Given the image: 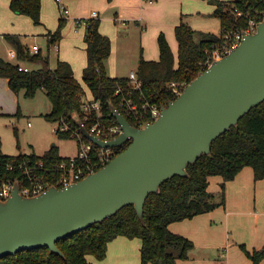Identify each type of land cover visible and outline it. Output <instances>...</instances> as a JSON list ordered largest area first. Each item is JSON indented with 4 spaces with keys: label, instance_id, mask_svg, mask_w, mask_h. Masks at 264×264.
Masks as SVG:
<instances>
[{
    "label": "trees",
    "instance_id": "16d2710c",
    "mask_svg": "<svg viewBox=\"0 0 264 264\" xmlns=\"http://www.w3.org/2000/svg\"><path fill=\"white\" fill-rule=\"evenodd\" d=\"M41 7L42 0L10 2L14 12L29 16L35 24H43ZM236 9L242 11L243 15H239ZM263 11L264 0H216L213 14L220 20L221 31L218 34L210 33L201 40L195 39V30L182 19L175 27L179 44L177 61L165 33L161 32L158 36L159 59L147 60L141 53L136 69L145 98L163 105L174 100L176 96L170 83H189L208 67L209 56L217 45L225 43L224 35L228 31L246 28L249 15L256 12L262 19ZM66 16V13H62L59 28L48 32L49 48L61 40V28L67 21ZM82 20L86 22L87 43V65L83 71V81L93 97L101 103V121L107 124L117 122L110 107L113 103L135 124L129 111L120 106L122 95L118 90L121 89L124 94L133 91L137 101L139 91L134 90L129 77L108 75L106 60L111 55L112 42L109 36L101 32L100 19ZM4 37L16 49L19 59L39 66L30 71L20 70L17 63L0 56V77L9 79L13 92L24 90L27 97H33L39 89H44L52 104L51 111L45 114L46 119L67 122L69 128L58 130L57 134L59 138L72 137L77 129L75 117L79 115L83 118L82 96L85 94L82 83L74 75L72 65L66 60H59L57 66L52 67L49 53L44 54L42 50L36 54L30 53L28 45L23 43L18 34H5ZM94 122L93 112L85 124L89 128ZM75 138L78 140V137ZM81 138L86 139L83 134ZM129 143L115 147L117 154L126 149ZM63 157L57 145L41 155L23 152L9 155L0 152L2 163L30 160L51 164ZM245 166L254 168L256 179L264 177V101L246 113L237 125L221 134L213 142L210 154L202 155L195 163L189 164L187 175H176L165 180L158 192L151 193L145 202L144 221L139 218L135 206L130 204L104 221L58 240L56 243L63 255L43 246L2 257L0 264H98L89 261L87 255L92 254L100 260L105 258L109 242L119 235L141 238V264H177L178 258L188 257L194 242L171 231L169 224L215 208L218 203L213 201V194L208 190L209 177L221 175L224 189L225 182L235 178ZM242 248L253 264H259L264 259V247L254 251H249L244 245Z\"/></svg>",
    "mask_w": 264,
    "mask_h": 264
},
{
    "label": "water",
    "instance_id": "95a60500",
    "mask_svg": "<svg viewBox=\"0 0 264 264\" xmlns=\"http://www.w3.org/2000/svg\"><path fill=\"white\" fill-rule=\"evenodd\" d=\"M262 15L255 32L245 33L236 48L200 71L145 127L133 125L111 103L122 132L102 140L77 115L76 124L94 143L119 147L130 141L129 145L106 165L68 186L24 196L17 183L11 196L0 198V258L43 246L63 255L58 240L130 204L144 221L147 197L158 192L165 180L187 175L189 164L210 154L221 134L264 101V11Z\"/></svg>",
    "mask_w": 264,
    "mask_h": 264
},
{
    "label": "crops",
    "instance_id": "0c3cea01",
    "mask_svg": "<svg viewBox=\"0 0 264 264\" xmlns=\"http://www.w3.org/2000/svg\"><path fill=\"white\" fill-rule=\"evenodd\" d=\"M10 2L11 0H0V15H7L17 20L19 19L18 16L23 14L14 12L10 8ZM62 2L67 7L68 18L72 20L71 26L74 32H82L85 59L80 70H78L82 73L81 79L75 74L74 62L68 58L65 59L72 65L75 77L82 83L86 92L87 90L90 91L83 81V71L87 65L86 27L84 24L77 23V19L88 18L91 16L92 11H98L100 30L111 39V55L113 56L116 52V38L123 29L121 26L126 27L124 34H128L139 25L143 27V19H149V15H156V12L159 13L162 10L160 0H62ZM180 2L183 3L182 0ZM57 4L59 6V2ZM215 8L216 6L214 10ZM179 13L172 14L171 23L169 24L170 29L173 28L175 38V27L182 19ZM164 29L161 26L157 30V44L158 36L161 32H164ZM50 30L46 28L44 34L47 35ZM5 34H18L23 43L28 44L29 34L22 33L9 23L0 25V36L4 37ZM169 35L172 36V34L167 33L166 37L177 61L178 50L175 51ZM9 45L8 50L14 48L10 43ZM141 53L147 60H158L160 57L159 44L156 54L145 57L142 47L140 49ZM0 56L12 61L1 53ZM131 71L136 70L131 69L130 73ZM108 75L112 77H129L128 74L120 75L118 72L108 73ZM0 78H4L9 85L8 78ZM223 183L224 180L221 175L209 177L208 190L213 194V201L218 203L215 208L169 224L171 231L194 242V247L189 251L188 257L178 258L177 264H253L252 259L243 250L242 245L249 251L264 247V177L256 179L254 168L245 166L235 178L225 182L224 189L222 188ZM141 246V238H129L125 235H119L109 242L105 258L100 260L92 254L87 255V258L89 261L98 264H141ZM259 264H264V259Z\"/></svg>",
    "mask_w": 264,
    "mask_h": 264
},
{
    "label": "rangeland",
    "instance_id": "374dc122",
    "mask_svg": "<svg viewBox=\"0 0 264 264\" xmlns=\"http://www.w3.org/2000/svg\"><path fill=\"white\" fill-rule=\"evenodd\" d=\"M182 2L181 4L180 0H160L163 11L156 12V15H149V19L142 20L143 27L139 25L128 34H124L126 27L121 26L123 29L115 41L116 52L106 61L107 73L118 72L120 75H129L131 69L136 70L141 47L145 57L156 54L158 47L157 30L161 26L163 29L165 28L166 35L167 33L172 34V36L169 35L170 41L172 40L175 51L178 50L173 28L170 29L169 27L172 14L175 12H180L183 21L190 24L195 30L194 37L196 40L208 37L210 33H220V20L213 14L216 0H182ZM61 15L56 0H42L41 20L43 24H35L26 15H19L17 20L7 15H0V25L9 23L22 33L29 34L27 45L36 43L41 47L44 54L49 53L53 67L57 66L60 59L72 60L75 66V74L81 79L82 73L78 70H80L85 59L82 32L75 33L71 26L72 20L66 16L67 21L61 28V42H55L59 44V51L55 45L49 48L48 37L44 34L46 28L51 29L52 32L59 28ZM9 47L7 40L0 36V53L11 59V62L17 63L18 59L10 56ZM221 48L223 49V47ZM23 62L31 69L39 66L31 62ZM91 94L87 90L84 97H91ZM51 108V101L44 89H39L33 97H27L24 90L19 93L11 91L8 82L4 78H0V138L2 141L0 152L9 155H17L21 152L41 155L57 145L62 156L74 155L78 148L77 138L74 135L70 138L58 137L57 131L61 122L49 121L45 117ZM29 123L32 125L29 126ZM54 143L55 145H53Z\"/></svg>",
    "mask_w": 264,
    "mask_h": 264
},
{
    "label": "built area",
    "instance_id": "2783aa9c",
    "mask_svg": "<svg viewBox=\"0 0 264 264\" xmlns=\"http://www.w3.org/2000/svg\"><path fill=\"white\" fill-rule=\"evenodd\" d=\"M59 2L61 13H66L68 16L67 7L63 4L62 0H56ZM239 15H243L242 11L236 9ZM98 11H92L91 16L88 18H98ZM258 13L249 15V21L246 28L241 30H231L224 35L225 43L219 44L213 50L207 60L209 66L215 59H219L226 55L231 49L236 48L244 38V34L248 32H255L258 22L260 21ZM77 23L86 24L82 19H77ZM57 49L59 44H54ZM29 51L33 54L39 53L41 47L34 43L29 45ZM223 47V49L221 48ZM10 56L18 59V67L20 70L30 71L31 68L27 66L18 57V53L15 49L10 50ZM129 79L133 84L134 90H138V100L134 97L133 91H128L124 94L121 89L118 92L122 95L120 100V106L125 107L132 115L135 126L145 127L149 123L158 119L162 113L163 104L156 102H150L145 98V94L141 89V81L136 71H131ZM189 83L180 84L177 82L170 83V88L176 97H178L185 87ZM121 91V92H120ZM118 109V108H117ZM82 112L81 117L82 124L88 129V131L102 140H110L116 138L122 132V126L116 122L113 124H107L101 121L102 109L99 100H96L93 95L91 97L82 96ZM95 116V122L88 128L85 121H88L89 117L93 114ZM32 124L29 123V126ZM69 128V124L65 121L61 122L59 130H66ZM82 131L77 125V129L73 135L78 137L77 152L71 156H64L56 162L46 164L44 161L30 160L19 161L18 163L6 162L2 163L0 158V198H7L12 195L15 185L19 184V192L24 196L38 195L52 186L65 187L73 184L90 173H93L106 165L113 157L117 155L115 147L100 146L94 143L91 139H82Z\"/></svg>",
    "mask_w": 264,
    "mask_h": 264
}]
</instances>
